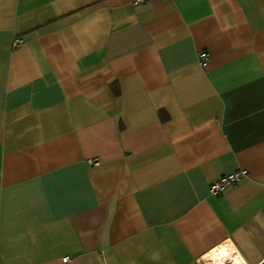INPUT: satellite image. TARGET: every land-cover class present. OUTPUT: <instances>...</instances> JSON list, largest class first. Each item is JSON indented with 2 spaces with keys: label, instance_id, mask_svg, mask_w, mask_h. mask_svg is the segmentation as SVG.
Returning a JSON list of instances; mask_svg holds the SVG:
<instances>
[{
  "label": "crops",
  "instance_id": "crops-1",
  "mask_svg": "<svg viewBox=\"0 0 264 264\" xmlns=\"http://www.w3.org/2000/svg\"><path fill=\"white\" fill-rule=\"evenodd\" d=\"M65 257L264 264V0H0V264Z\"/></svg>",
  "mask_w": 264,
  "mask_h": 264
},
{
  "label": "built area",
  "instance_id": "built-area-1",
  "mask_svg": "<svg viewBox=\"0 0 264 264\" xmlns=\"http://www.w3.org/2000/svg\"><path fill=\"white\" fill-rule=\"evenodd\" d=\"M152 0H136V4L144 5ZM21 44V41L17 40L14 42V47H18ZM199 63L201 67H205L209 61V54L207 52H201L199 54ZM90 165H98L99 160L94 159L89 161ZM248 177V173L244 170H239L237 172L228 174L219 180L212 183L210 186V194L214 196H221L227 191L228 189L237 186L241 182H243ZM71 259L69 257H65L62 259L61 264H70Z\"/></svg>",
  "mask_w": 264,
  "mask_h": 264
},
{
  "label": "bare ground",
  "instance_id": "bare-ground-1",
  "mask_svg": "<svg viewBox=\"0 0 264 264\" xmlns=\"http://www.w3.org/2000/svg\"><path fill=\"white\" fill-rule=\"evenodd\" d=\"M233 261H234V263L236 262L235 264H240V261L237 258H233ZM217 264H225V263H224V261H221Z\"/></svg>",
  "mask_w": 264,
  "mask_h": 264
}]
</instances>
